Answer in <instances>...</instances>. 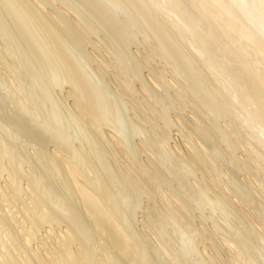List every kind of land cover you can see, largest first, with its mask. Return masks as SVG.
Instances as JSON below:
<instances>
[{
  "label": "bare ground",
  "instance_id": "bare-ground-1",
  "mask_svg": "<svg viewBox=\"0 0 264 264\" xmlns=\"http://www.w3.org/2000/svg\"><path fill=\"white\" fill-rule=\"evenodd\" d=\"M0 44L18 82L15 89L0 77L12 90L3 94L0 81V235L12 245L0 264H172L176 257L168 262L138 231L143 196L162 208L160 222L189 228L194 264H223L225 246L238 261L264 264L254 244L264 226L254 229L236 210L251 190L230 176L242 169L244 147L245 166L264 173V0H0ZM141 46L163 70L141 59ZM172 103L189 118L186 140L172 133L181 127ZM157 171L170 180L158 181ZM175 184L197 208L166 199L163 188Z\"/></svg>",
  "mask_w": 264,
  "mask_h": 264
},
{
  "label": "rangeland",
  "instance_id": "rangeland-1",
  "mask_svg": "<svg viewBox=\"0 0 264 264\" xmlns=\"http://www.w3.org/2000/svg\"><path fill=\"white\" fill-rule=\"evenodd\" d=\"M140 28V27H139ZM136 29V32L138 33V32H140L139 34H138V37H139V39L140 40H142V39H144V38H146V31H144V29L143 28H140V29H138V28H135ZM142 33V34H141ZM141 34V35H140ZM141 36V37H140ZM147 43H149V44H147ZM146 44L147 45H150L151 43L150 42H146ZM143 47V48H142ZM152 49L151 48V46H149L148 47V49ZM0 51H2V52H0V77L1 78H4L5 79V81H7V82H10V83H12V80H13V87L15 88L16 86L15 85H17L18 86V82L16 83V80L15 79H12V78H10V77H13V76H10L9 75V73L8 72H6L4 69V67H5V65L3 64V63H7V61L9 60L8 59V57H7V54H6V52L4 51V50H2V46H1V44H0ZM147 48L145 49L144 48V46H141V48H140V50H141V53H140V57H141V59L143 58V61L144 62H146V64L151 68V69H153V70H155V69H158V70H156V71H160V70H163V68H161L160 66H162L161 64H159L158 63V61L155 59V62L154 61H152L151 62V60L153 59H148L147 58V56H146V54H150L149 56H151V52H153V51H151V52H149V50H148ZM139 50V51H140ZM145 50H146V52H145ZM3 55H2V54ZM144 53V54H143ZM5 54V55H4ZM143 57H142V56ZM3 57V58H2ZM7 57V58H6ZM145 57V58H144ZM147 58V59H146ZM6 59H8L7 61H6ZM140 59V58H139ZM158 59V58H157ZM146 60V61H145ZM3 62V63H2ZM154 62V63H153ZM156 64H157V66H156ZM150 72V70H148L146 73H149ZM9 75V76H8ZM168 78H170V77H168ZM4 79H0V81H1V83H2V93L3 94H6V95H8V91H9V95H11V92H12V90H10L11 89V87L10 88H8L7 89V82H5L4 83ZM8 79V80H7ZM9 85V84H8ZM3 86H5V87H3ZM7 86V87H6ZM6 89L7 90V92L6 91H4V89ZM18 88V87H17ZM16 89V88H15ZM9 95H8V97H9ZM12 96V95H11ZM9 98H11V97H9ZM8 98V99H9ZM171 100V99H170ZM175 102V101H174ZM173 105H175V104H177V103H172ZM172 105V106H173ZM178 106V105H177ZM176 105L175 106H173V107H175L174 109H175V111L173 110V109H171V107H170V114H171V116H174L177 120H180V124L179 125H181V127L180 128H177V127H173V131H172V133L174 134V135H177V137L180 139V138H182V139H184V140H186V136L188 135L187 133L189 132H191L192 130H190L189 128L191 127L190 126V122H189V118L188 117H190V120L191 119H194L195 117H193L194 115H192V111L188 108V110L187 111H190V112H188L187 113V115H188V119H183V120H181L180 119V116H177L178 114H174V113H176V109L178 110L179 109V106L177 107ZM238 111V112H237ZM236 112V113H235ZM241 112H243V114H244V111H241L240 109H237V110H235L234 111V113H235V117H236V119H237V121H239V123H242L241 121L243 120V123H244V125H246V123L244 122V117H243V114L241 113ZM240 115V116H239ZM244 116H246V113L244 114ZM240 117H242V118H240ZM240 118V119H239ZM242 119V120H241ZM184 122V123H183ZM189 123V124H188ZM223 124H226V123H223ZM178 125V126H179ZM183 129V130H182ZM188 131V132H187ZM247 131H249L247 128L245 129V133L247 132ZM259 131H261V127L260 126H257L255 129H254V137L252 138V140L254 141V142H256L257 141V137H258V132ZM262 131H264V130H262ZM257 133V134H256ZM187 134V135H186ZM191 134V133H190ZM255 134H256V136L257 137H255ZM181 136V137H180ZM176 136H174V138H177ZM197 137V136H196ZM143 139V137L141 136L140 137V139L138 138V142L139 141H142V139ZM199 138V140L198 141H201L202 139L200 138V137H197L196 139H198ZM144 139H145V137H144ZM182 139H180V140H182ZM251 140V143H254L253 141ZM256 140V141H255ZM20 141V140H19ZM18 141V145H20V146H23L21 143L22 142H19ZM183 141V140H182ZM174 142V141H173ZM243 142L244 143H246L247 144V142H246V140H243ZM175 143V142H174ZM172 144V145H174V146H176V144H177V149H180V145L181 144H179L177 141H176V143L175 144ZM183 143V142H182ZM179 144V145H178ZM254 144H256V143H254ZM250 145H251V147H250ZM257 145V144H256ZM247 148H249L250 150L249 151H252V144H248V145H245ZM249 146V147H248ZM254 146V145H253ZM254 148V147H253ZM259 148V147H258ZM182 149H184V148H182ZM243 149H245V147L244 148H241V149H239V150H237V152H236V156H237V158H238V160H239V162H240V167L242 168L241 170H239V169H237V170H234L233 172H231L230 173V176L231 177H233L234 179H237V181H240L242 184H244V185H246L250 190H251V193H252V199H251V201H250V203L249 204H242L240 207L238 206V207H236V210H237V213H239V214H241L242 215V217L243 218H245L248 222H249V224H251L252 225V227L254 228V229H259V231L262 229V228H259V227H263L264 226V221L263 220H261V219H258L259 218V216L257 215L258 214V212H257V208L258 209H262V211H264V173H263V166H261V165H259V164H255V165H251L252 166V168H249L248 169V167H246L245 166V162H246V158H248L247 157V154H245L246 152L245 151H243ZM248 150V149H247ZM256 150V149H255ZM27 151H28V149H27ZM26 150H25V154H27L26 152H27ZM30 152L32 151V150H29ZM28 151V152H29ZM184 151V153H185V149L183 150ZM183 151H181V150H178V154H183ZM180 152V153H179ZM182 152V153H181ZM245 152V153H244ZM254 154V153H253ZM255 156H258L257 155V153H256V151H255ZM243 157H245V158H243ZM260 157V155L258 156V157H254V158H258L257 160H261V157ZM243 160H245V161H243ZM145 161H147L146 163H147V165H148V167H146V168H148V170H153V169H155L154 168V164L153 163H151V161H150V163H149V161L147 160V158H145ZM146 163H145V165H146ZM179 163V164H178ZM242 163V164H241ZM244 163V164H243ZM263 164V163H262ZM258 165V166H257ZM257 166V167H256ZM151 167V168H150ZM173 167H175L177 170H182V169H184L183 167H182V165H181V162L180 161H178V160H175V161H173ZM182 168V169H179V168ZM258 167H259V169H258ZM244 169H245V171H244ZM238 171H240V172H238ZM260 172V173H259ZM160 173H162V171L161 172H158L157 171V179H158V181L160 180V179H162V180H160V182H163L164 180H166V178H168V176L165 178V175H163V173H162V175L159 174ZM234 173V174H233ZM210 176H211V174H210ZM191 177V178H190ZM214 176H212V178H213ZM211 178V179H212ZM259 178V179H258ZM169 179V178H168ZM189 180H188V182L190 181V182H194V184L196 183V178H194V177H192V176H189V178H188ZM226 179V180H225ZM170 180V179H169ZM192 180V181H191ZM213 180H215V182H217L218 184L220 183V185H225V183H227V180H228V177L227 176H223V177H220V178H213ZM260 182V183H259ZM251 184H253V185H251ZM262 184V185H261ZM259 185V186H258ZM194 186V185H193ZM259 187V189L257 188V187ZM262 186V187H261ZM174 187H175V191H172V190H170V189H166V187L165 188H163V190L164 191H166L165 192V194L167 195H165L166 196V199L168 200V199H172L171 200V203H174V204H177V203H175L176 202V199L178 198L179 199V197L181 198V197H183V198H187L188 200H190L191 201V203H192V205L194 206V207H196L197 208V206H198V202H196L195 200H192V198H189L190 196H189V194L187 193V192H185L184 191V189H182L180 186H178L177 184H175L174 185ZM178 188H180V189H178ZM263 189V190H262ZM168 192V193H167ZM169 193L171 194V196L169 195ZM169 197H171V198H169ZM143 198H144V196H143ZM142 198V210L144 211H142V210H138V213H137V221H139L140 222V224H138V231L140 232V233H142L141 235H145V233H146V235L147 236H144V237H146V242H148L147 244L149 245V244H151L152 245V247L154 246V248H152V249H158L159 248V246L161 247L160 249L162 250V252H161V250H157V251H160V253L163 255V257L165 258L166 256V258H170L169 260H168V262L169 261H172L173 259L175 260L176 258V260L175 261H173V263L172 264H194V260H195V254H194V252L191 250V247H190V245L188 244V241L189 240H187L188 238H187V236L186 235H188V237H189V232H186L185 233V231H190L189 230V228H188V230H187V228L186 227H184V225L182 226V223L180 224V223H172L171 222V224H170V226L172 225V227H170V226H166V225H169L167 222L166 223H164L163 224V222L161 221H159L158 220V214H157V211H158V213L160 212L159 210H161L162 208H160V205H159V207L157 206V207H155V205H152V207H151V205L149 206L148 205V203H149V200L148 199H146L147 197H145L144 199ZM177 199V200H178ZM148 200V201H147ZM170 200H168L169 202H170ZM175 200V201H174ZM182 200V199H181ZM234 200H236V201H239V203H240V200H238L237 198L236 199H234ZM179 201V200H178ZM195 201V202H194ZM144 203V204H143ZM149 206V209H148V206ZM243 206V207H242ZM152 209H151V208ZM207 207H209V206H206V208L204 209V213H205V215L207 216V217H210L211 215H213L214 216V219H216V220H218V223H220V225L221 224H223L222 226L223 227H225V228H230L229 226H227V224L225 223L226 221H224V220H227V218L225 217V216H223L220 212H219V210H217V209H213L212 210V208L211 207H209V209L207 208ZM251 207V208H250ZM145 208V209H144ZM147 208V209H146ZM211 208V209H210ZM244 208V209H243ZM156 209V210H155ZM248 209V210H247ZM155 210V211H154ZM140 211V212H139ZM142 211V212H141ZM211 211V212H210ZM210 212V213H209ZM252 212V213H251ZM196 213V212H195ZM9 214V213H8ZM11 214V213H10ZM156 214V215H155ZM198 213H196L195 214V216H200V214H198ZM218 214V215H217ZM221 214V215H220ZM246 214V215H245ZM249 215H250V217H249ZM254 215V216H253ZM11 216H12V214H11ZM10 215H9V217H11ZM221 216V217H220ZM246 216V217H245ZM140 217V218H139ZM193 217H194V214H193ZM221 218V219H220ZM199 219V218H198ZM201 219V218H200ZM200 219H199V221H200ZM256 221V222H255ZM259 221H260V223H259ZM263 221V222H262ZM201 223H202V220L200 221ZM200 222H198V220H197V228H196V226H195V230H197V232H198V234H200L199 232H202V234H203V232H204V235L206 236L205 237V239L208 241L207 243V246H208V248H210V247H212L213 246V244H214V241L212 242V238L210 239V237H209V234L210 233H207V231H208V229H203L204 227H205V225H204V223L203 224H201ZM231 223H233L232 224V226H235L236 225V222H233V221H230ZM262 222V223H261ZM162 223V224H161ZM160 224H161V226H160ZM201 224V225H200ZM212 222L211 223H209L208 224V228L209 227H211L212 226ZM261 224H263V225H261ZM163 225V226H162ZM259 225H261V226H259ZM199 226H201V228H202V226H203V231H201V228H199L198 229V227ZM254 226H256V227H254ZM143 228V229H142ZM161 228V229H160ZM158 229V230H157ZM194 229V228H193ZM152 230V231H151ZM264 227H263V229H262V231L261 232H263L264 233ZM193 231V230H192ZM232 231V230H231ZM145 232V233H144ZM150 232V233H149ZM196 232V231H195ZM206 232V233H205ZM161 233V234H160ZM185 233V234H184ZM197 234V233H196ZM201 234V235H202ZM231 234V233H230ZM203 235V236H204ZM221 235V234H220ZM161 236H162V238H161ZM211 236V235H210ZM222 236V235H221ZM232 237L233 236H238V234L237 233H234L233 231H232V235H231ZM159 237V238H158ZM6 237H5V234L4 233H1V235H0V240L2 241L3 240V242L5 243H7V244H5V247H4V243L3 242H1V243H3V244H1L0 245V247H2V245H3V247L2 248H0V259H2V257H3V253H5L6 252V250H10L11 249V247H12V245H11V242H9L8 241V239L6 240L5 239ZM97 238H100L99 236L97 237ZM233 238H235V237H233ZM232 238V239H233ZM145 239V238H144ZM148 239V240H147ZM158 239V240H157ZM209 239V240H208ZM262 239V240H261ZM228 240H231V238H228ZM213 243V244H212ZM233 243H235V242H233ZM233 243H231V245L233 244ZM162 244V245H161ZM254 244L257 246V248L263 253V256H264V238H261V237H258V236H256V237H254ZM6 245H10L9 247L8 246H6ZM235 244H233L232 246H234ZM150 246V245H149ZM156 247V248H155ZM226 247V246H225ZM225 247L223 248L224 250H222V251H224L223 253L225 254H223L222 253V256L224 257H222L223 258V264H240L241 262H242V260H243V262H244V260L245 261H247V259L243 256V258H242V260H239L238 261V258L239 257H241L240 255H235L236 253H235V250L233 249V251H231L232 249H229V248H227V249H229V250H227V249H225ZM150 248V247H149ZM163 248V249H162ZM167 250H168V252H167ZM201 250H203L202 248H201ZM237 250V249H236ZM2 251V252H1ZM3 251H5V252H3ZM163 252H165V253H163ZM171 252V253H170ZM193 254H191V253ZM230 252V253H229ZM231 252H234V253H231ZM21 254L24 256V255H26V251H22L21 252ZM164 254H166L165 256H164ZM168 254V255H167ZM185 254V255H184ZM231 254H234L237 258V261H236V259H235V257H234V255H231ZM173 255V256H172ZM173 257V258H172ZM176 257V258H175ZM195 257V258H194ZM193 258H194V260H193ZM228 258V259H227ZM239 259H241V258H239ZM177 261V262H176ZM227 261V262H226ZM235 261V262H234ZM182 262V263H181ZM240 262V263H239ZM242 262V264H245V263H243Z\"/></svg>",
  "mask_w": 264,
  "mask_h": 264
}]
</instances>
